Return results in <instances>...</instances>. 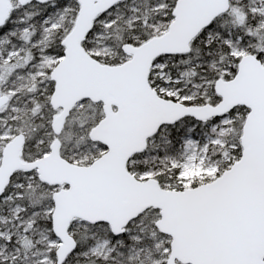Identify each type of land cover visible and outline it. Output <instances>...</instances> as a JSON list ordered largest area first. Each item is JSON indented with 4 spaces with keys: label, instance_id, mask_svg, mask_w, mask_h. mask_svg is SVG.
Listing matches in <instances>:
<instances>
[{
    "label": "snow or ice",
    "instance_id": "6c2138e0",
    "mask_svg": "<svg viewBox=\"0 0 264 264\" xmlns=\"http://www.w3.org/2000/svg\"><path fill=\"white\" fill-rule=\"evenodd\" d=\"M0 264H264V0H0Z\"/></svg>",
    "mask_w": 264,
    "mask_h": 264
}]
</instances>
